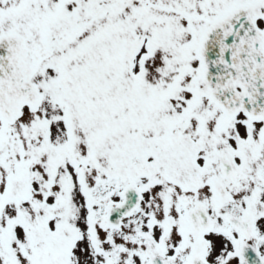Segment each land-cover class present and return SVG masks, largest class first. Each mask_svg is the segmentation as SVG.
<instances>
[{
  "label": "snow or ice",
  "instance_id": "1",
  "mask_svg": "<svg viewBox=\"0 0 264 264\" xmlns=\"http://www.w3.org/2000/svg\"><path fill=\"white\" fill-rule=\"evenodd\" d=\"M0 264H264V0H0Z\"/></svg>",
  "mask_w": 264,
  "mask_h": 264
}]
</instances>
